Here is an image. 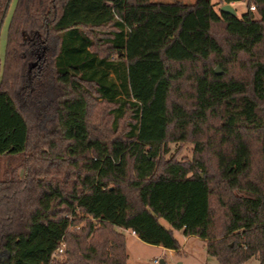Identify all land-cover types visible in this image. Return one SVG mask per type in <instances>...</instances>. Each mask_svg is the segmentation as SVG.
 Returning a JSON list of instances; mask_svg holds the SVG:
<instances>
[{"label": "trees", "instance_id": "1", "mask_svg": "<svg viewBox=\"0 0 264 264\" xmlns=\"http://www.w3.org/2000/svg\"><path fill=\"white\" fill-rule=\"evenodd\" d=\"M219 1L248 12L16 1L0 59V264H127L121 230L264 264V0ZM175 142L194 144L191 161L165 159Z\"/></svg>", "mask_w": 264, "mask_h": 264}, {"label": "rangeland", "instance_id": "2", "mask_svg": "<svg viewBox=\"0 0 264 264\" xmlns=\"http://www.w3.org/2000/svg\"><path fill=\"white\" fill-rule=\"evenodd\" d=\"M17 0H11L7 14L3 21L0 30V59L4 57L7 29L10 22L13 10L15 8ZM154 2L170 3L180 1L184 3H194L196 0H152ZM210 3L214 5L216 13L220 14V7L222 4L219 0H210ZM235 11V17L242 18L248 12V5L246 2H236L233 6ZM257 18L256 12L251 11ZM218 68V67H216ZM215 68V69H216ZM169 153L165 156V159L174 157L179 162H189L192 160L194 153V144L192 142H175L167 145ZM73 218V217H72ZM75 219H83L84 215L79 211L76 212ZM73 218V219H74ZM160 224L169 228L166 221L160 220ZM84 223H80L75 227L78 229L83 226ZM126 252L128 256L127 264H159L163 261L164 264H219L215 257L209 255L205 248V243L194 236H189L186 240L182 232L174 231V237L180 244V250L178 252L163 249L158 246L145 244L137 239H133L129 234H126ZM59 258V257H57ZM157 261V262H155ZM243 264H259L256 257H253Z\"/></svg>", "mask_w": 264, "mask_h": 264}, {"label": "water", "instance_id": "3", "mask_svg": "<svg viewBox=\"0 0 264 264\" xmlns=\"http://www.w3.org/2000/svg\"><path fill=\"white\" fill-rule=\"evenodd\" d=\"M220 13H223V14H226V15L235 16V11L233 10V8L229 4L222 5L220 7ZM214 71H215L216 74H220L221 73L219 68H216ZM159 264H164V262L160 261Z\"/></svg>", "mask_w": 264, "mask_h": 264}, {"label": "crops", "instance_id": "4", "mask_svg": "<svg viewBox=\"0 0 264 264\" xmlns=\"http://www.w3.org/2000/svg\"><path fill=\"white\" fill-rule=\"evenodd\" d=\"M234 4H235V3H231V4H229V5L233 8ZM121 232H122L124 235L129 234L133 239H137V240H139V239L136 237V235H135L133 232L129 231V230H121ZM173 233H174V232H173ZM187 238H188V237H184L185 240H186ZM139 241H140V240H139ZM125 243H126V236H125Z\"/></svg>", "mask_w": 264, "mask_h": 264}, {"label": "built area", "instance_id": "5", "mask_svg": "<svg viewBox=\"0 0 264 264\" xmlns=\"http://www.w3.org/2000/svg\"><path fill=\"white\" fill-rule=\"evenodd\" d=\"M250 10H251V11H254L255 9H254V7H251ZM61 252H62L61 249H59V250L57 251V253H61ZM155 262H157V261H155Z\"/></svg>", "mask_w": 264, "mask_h": 264}]
</instances>
